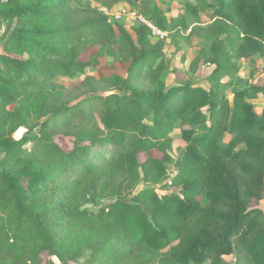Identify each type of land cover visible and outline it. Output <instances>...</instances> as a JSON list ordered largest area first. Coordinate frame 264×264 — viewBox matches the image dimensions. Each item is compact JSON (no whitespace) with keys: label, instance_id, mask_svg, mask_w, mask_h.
<instances>
[{"label":"trees","instance_id":"16d2710c","mask_svg":"<svg viewBox=\"0 0 264 264\" xmlns=\"http://www.w3.org/2000/svg\"><path fill=\"white\" fill-rule=\"evenodd\" d=\"M80 1L0 3L20 21L5 43L10 56L1 57L0 150L17 170L0 166V264H264V103L259 110L252 103L264 98V77L235 90L231 102L217 92L237 74L236 61L264 59V0L185 3L172 23L151 13L156 30L207 43L196 62L211 69L209 89L166 88L152 30L138 26L132 38ZM94 47L99 54L116 47L129 63L115 92L52 107L35 135L3 141L20 119L9 111L34 101L45 115L53 81L95 67ZM66 118L75 120L72 130H51ZM178 122L192 128L181 132L185 147L170 177L168 136ZM55 187L63 190L56 204L41 195ZM56 215L87 243L85 252L75 256L55 236Z\"/></svg>","mask_w":264,"mask_h":264},{"label":"rangeland","instance_id":"374dc122","mask_svg":"<svg viewBox=\"0 0 264 264\" xmlns=\"http://www.w3.org/2000/svg\"><path fill=\"white\" fill-rule=\"evenodd\" d=\"M201 0H121L114 3L113 0H81L80 7H92L98 12L107 17L109 25H121L125 28L128 34L133 38L134 28L149 22V17L154 9L160 10L165 17L172 23L178 15L182 13V8L185 3H191L199 6ZM209 1V0H206ZM8 6L0 5V71L5 70V66L1 63V57L10 56L5 43L13 30L19 26L20 21L17 18H10ZM202 21L207 19L202 12ZM188 32H183L177 35L173 30L166 33L153 34L149 38L151 45H158L162 49L163 58V76L162 80L166 88L173 87L177 84L186 83L194 87H201L209 89L212 86L207 80L210 68L202 66L196 62L201 50L207 48V43L196 37H187ZM101 51L98 47L91 48L89 55L97 56ZM98 64L95 67H89L81 74L74 77L56 78L53 81L54 90L48 97V102L43 110L45 115H38L36 113V106L34 101L27 105L15 106L11 111H17L20 114V119H14L9 123L8 128L2 133L3 141L17 140L22 136L35 135L38 132V124L49 118V111L52 107H57L61 104L75 105L81 100L89 96H102L115 92L114 82L116 79H125L129 63L120 56L116 47L108 48L99 54ZM39 60V59H38ZM160 59L156 61L158 63ZM238 67L236 75L224 77L217 84V92L224 94L229 102L232 99V93L235 90L242 88L245 83H256L264 77V59L259 56L236 61ZM1 78V75H0ZM112 80V81H111ZM37 89L31 88L29 90L30 97H34ZM260 109L264 103V98L259 97L252 101ZM11 108V107H10ZM38 115V116H37ZM12 120V119H11ZM23 120L25 124L20 125ZM4 121V119H2ZM75 120H68V118L55 121L51 130L55 132L72 130ZM192 127L178 122L169 134V148L168 154L171 158L169 165V176L173 177L176 174L177 167L180 163L182 152L185 143L181 139V132L183 130L191 129ZM32 144H24L23 149L30 151ZM4 153L0 150V166L5 167L11 172L17 169L9 164L8 160L4 159ZM21 185L26 187V181L22 180ZM139 186L137 190H140ZM136 190V191H137ZM63 190L55 187L43 191L41 195L48 200H52L54 204L58 199L62 198ZM199 200L205 204L204 198ZM104 202H98V205ZM258 207L264 212V201L258 204ZM84 208L90 211H97L98 207L85 205ZM50 224L53 226L54 234L57 238L63 239L65 246L73 250L75 256L85 252L86 242L83 240H75L70 234V226L67 220L61 215H56ZM46 259V255L43 254ZM55 263H59L57 259H52ZM227 264H232L231 258L225 259Z\"/></svg>","mask_w":264,"mask_h":264},{"label":"built area","instance_id":"2783aa9c","mask_svg":"<svg viewBox=\"0 0 264 264\" xmlns=\"http://www.w3.org/2000/svg\"><path fill=\"white\" fill-rule=\"evenodd\" d=\"M9 0H0V3H6ZM143 25L147 26L148 28H150L152 30L153 34H159L161 33L160 31L156 30L152 24L150 22H145Z\"/></svg>","mask_w":264,"mask_h":264}]
</instances>
